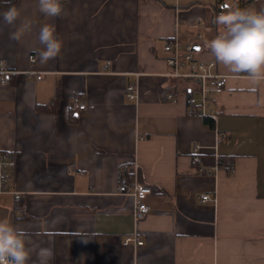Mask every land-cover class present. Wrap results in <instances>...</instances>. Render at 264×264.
Wrapping results in <instances>:
<instances>
[{"label":"crops","instance_id":"obj_1","mask_svg":"<svg viewBox=\"0 0 264 264\" xmlns=\"http://www.w3.org/2000/svg\"><path fill=\"white\" fill-rule=\"evenodd\" d=\"M61 2V15L46 17L37 0H0V12L20 9L15 27L33 22L18 42L0 18V62L10 70L0 83V151L16 157L0 219L51 247L49 264H264V82L230 72L206 47L221 30L217 15L258 12L264 0ZM45 24L63 47L42 63ZM175 37L227 76L214 127L186 113L189 79L168 75L164 46ZM129 84L134 101L125 96ZM74 101L85 109L74 110ZM226 159L234 172L221 165ZM133 181L151 188L138 220L133 198L118 191ZM202 193L215 202H201ZM132 234L143 244L125 245Z\"/></svg>","mask_w":264,"mask_h":264},{"label":"clouds","instance_id":"obj_2","mask_svg":"<svg viewBox=\"0 0 264 264\" xmlns=\"http://www.w3.org/2000/svg\"><path fill=\"white\" fill-rule=\"evenodd\" d=\"M37 7L46 17H59L63 12L61 0H37ZM20 16V9L15 5L0 12L3 24L15 28L9 34L10 39L18 42L31 33L33 27L29 19L15 27ZM215 23L221 30L206 42V47L216 61L232 73L247 74L253 84L264 82V10L237 7L222 11ZM38 42L44 46L39 51L42 63L61 55L63 41L57 37L54 25L45 24L40 28ZM33 254L36 255L34 264H49L53 257L51 247H41L24 229L6 218L0 219V264H28Z\"/></svg>","mask_w":264,"mask_h":264},{"label":"built area","instance_id":"obj_3","mask_svg":"<svg viewBox=\"0 0 264 264\" xmlns=\"http://www.w3.org/2000/svg\"><path fill=\"white\" fill-rule=\"evenodd\" d=\"M237 3L238 0H231L233 6L237 5ZM201 36V31H197L196 37L201 38ZM193 46L191 43H180L176 37L166 42L164 49L171 54L167 59V63L172 67V71L168 75L175 79H189V84L182 90L185 96L186 113L188 115L205 117L215 121L217 112L213 104H215L216 98L224 91L227 76L215 71L216 61L213 58L204 60L195 57ZM28 61L34 63L36 56L30 54ZM9 72L10 70L5 68L0 62L1 84L6 82V75ZM36 79L40 80L41 75H36ZM125 96L132 101L137 99V89L134 84L127 85ZM165 97L167 100L172 101L175 99L176 93L169 91ZM85 106V103H81L80 101H74L72 104L74 110H83ZM199 150L200 145L195 144L192 147L193 162L199 163ZM15 165L16 157L14 154L8 151H0V193L8 190L9 181ZM221 165L225 166L230 172L235 171L229 159H226ZM200 171L205 172L202 167H200ZM118 191L122 195L133 198L134 206L132 215L135 220L143 218L149 212V206L144 202V198L147 194L151 193L150 187L133 181L130 184L121 183L118 186ZM199 197L201 202H215L216 200L215 197L208 193H202ZM123 243L125 245L133 244L137 246L142 245L143 240L137 235L132 234L125 236Z\"/></svg>","mask_w":264,"mask_h":264},{"label":"trees","instance_id":"obj_4","mask_svg":"<svg viewBox=\"0 0 264 264\" xmlns=\"http://www.w3.org/2000/svg\"><path fill=\"white\" fill-rule=\"evenodd\" d=\"M222 3V1H220V4ZM172 88H175V87H172ZM205 121L211 126V127H214V122L212 119H209V118H205Z\"/></svg>","mask_w":264,"mask_h":264},{"label":"water","instance_id":"obj_5","mask_svg":"<svg viewBox=\"0 0 264 264\" xmlns=\"http://www.w3.org/2000/svg\"><path fill=\"white\" fill-rule=\"evenodd\" d=\"M193 48H194V50H198L199 47L194 45Z\"/></svg>","mask_w":264,"mask_h":264}]
</instances>
